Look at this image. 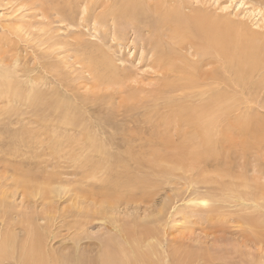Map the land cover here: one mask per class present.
<instances>
[{
    "label": "rangeland",
    "instance_id": "rangeland-1",
    "mask_svg": "<svg viewBox=\"0 0 264 264\" xmlns=\"http://www.w3.org/2000/svg\"><path fill=\"white\" fill-rule=\"evenodd\" d=\"M118 3L0 0V244L97 263L123 229L136 264H264V0Z\"/></svg>",
    "mask_w": 264,
    "mask_h": 264
},
{
    "label": "bare ground",
    "instance_id": "bare-ground-1",
    "mask_svg": "<svg viewBox=\"0 0 264 264\" xmlns=\"http://www.w3.org/2000/svg\"><path fill=\"white\" fill-rule=\"evenodd\" d=\"M139 7H140L139 0H119V3L116 4L114 8L118 12L126 13L128 16L132 17V19L133 18L135 19V17H137L136 15L138 14L137 10H138ZM140 8H139V10H140ZM144 13L145 12H143V14ZM141 14L142 13L140 12V15ZM170 15H171V12L168 13V14L166 12L165 14H163L160 17L161 19H156V20H158V23L161 24L162 27L163 26H170V28H173L172 31L173 32L176 31L177 33L181 32L182 34H186L187 35V33H188L190 35H193V32L196 33V31L199 30L197 34H200V32H202L203 33L202 37H204V35H208V36H210L208 38L210 39V42L212 43V45H216L217 44L218 38L217 37H211L212 34L211 35L209 34L210 33V29L206 26V24L203 23V21H201V18L194 17V19L190 20V19H187V18L186 19L181 18L179 16L178 17L177 16H173L172 17V15L171 16ZM142 19L146 20L147 18H142ZM146 21H148V20H146ZM189 21H191V22H189ZM151 22L153 23V21H151ZM151 22L149 21V23H151ZM154 24H155V22H154ZM173 34H175V32ZM158 44H161V43H158ZM222 44H223V42H222ZM217 47H219V46H217ZM256 51H257V49H256ZM252 53H254V52H251V50H248V51H246L244 53L245 55H244V59L242 58L243 59V63L241 62V64H242L241 67H239L240 66L239 65L237 68H235V70L237 69L238 75H239V73H242V72L247 74V73H251L253 71V68H252L253 66L252 65H249L251 70H248V68L246 66L247 64H244V63H249L248 61H250V59L255 57V55H254L255 53L254 54H252ZM245 56H246V58H245ZM170 63H169V65H172ZM245 70L248 71V72H246ZM230 109H231V106H229V110ZM207 118L209 119L210 115H209V117H206V119ZM205 123H204V125H205ZM205 137H207V136H205ZM109 196H111V195H109ZM199 204L200 205H206V200L200 199L199 200ZM122 230H120V231L118 230V232H119V237L122 238L121 241H123V243L120 242V241H116L115 238L114 239H109L108 241L106 240L107 242L104 243L103 246H102L103 248H102V250L100 252L101 254L100 255L98 254L97 258L95 259V261H97V263H99V264H136V261L139 258L138 257L139 255H137L136 249H135V247H137L136 243H137L138 240H137V238L132 239L130 236H129L130 238H128L126 232H122ZM25 231H26V229H25ZM42 236H44V235H41L39 233L31 232V231L27 230V232L25 234V237L22 238L23 240L21 241V243L19 245H17L15 243V241H16L15 237L14 238L13 237H10V238L8 237V238H5V239L2 240V243L0 244L1 245L0 250L1 251L7 250L6 252H8V248H10L11 250H9V251H11V254H12V257H13L12 259H15L16 264H93V263H96V262H93L94 259H89L88 257L84 258L83 256L81 257V255H79V254L78 255H76V254L73 255V253H72V255H71V253L70 254H66V253L65 254L64 253L63 254H59L56 251L54 252V251H48L45 248L43 249V246H44L43 244H45L46 240L45 241L42 240V239H44V238H42ZM6 237H7V235H6ZM53 237H55V236H53ZM115 237H117V236L115 235ZM46 238H48V237H46ZM117 239H118V237H117ZM47 242H49V241H47ZM131 243H133V244H131ZM45 247H46V244H45ZM12 248H13V251H12ZM146 248H151V247L148 246ZM14 249H15V251H14ZM75 253H76V251H75ZM4 254L7 255V253H4ZM8 254H10V252Z\"/></svg>",
    "mask_w": 264,
    "mask_h": 264
}]
</instances>
